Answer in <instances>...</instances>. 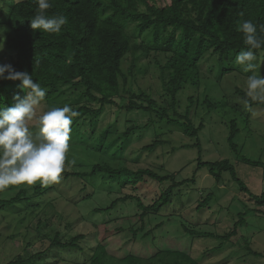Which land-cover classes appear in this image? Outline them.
<instances>
[{
	"label": "trees",
	"instance_id": "16d2710c",
	"mask_svg": "<svg viewBox=\"0 0 264 264\" xmlns=\"http://www.w3.org/2000/svg\"><path fill=\"white\" fill-rule=\"evenodd\" d=\"M49 2L51 7L46 10V15L51 17L59 14L67 17V23L60 33L49 34L39 30L34 32L30 28L29 20L36 14L34 0L3 1L0 7V27L6 29V39L3 51H0V65H11L15 71L32 74L34 81L46 89L47 95L39 107L40 114L50 107H62L64 104H69L78 113L73 118L70 138L75 140L73 146L79 149V153L95 158V162L74 166L65 161L61 178L64 182H81V191L86 193L81 201L93 198L94 185L90 181L100 177L110 185V193H118L120 196L110 200L108 205L94 209V214L109 215L128 202H133L139 213L129 218L128 227H111L105 223L96 226V230L90 234L79 233L68 239L56 230L55 235L50 238L49 246L36 254H28L27 261L34 262L38 258H45L48 252L56 250L60 253L85 252L84 261L78 262L76 259V264H203L192 257L190 250L181 251L174 247L158 249L149 243L166 223L161 222L149 228L150 216L159 215L164 208L179 200L183 187L196 184V174L178 181L176 172L161 174L152 168L134 169L130 164L139 163L144 153L154 154L158 149L170 146L171 142L166 139L167 134L176 129L195 139L193 144L181 146L180 149L197 150V171L208 168L217 183L222 182L224 173H230L240 192L251 196L250 199L258 207L255 211L258 212L259 208L264 207V193L259 196L252 195L238 177L230 160L206 162L202 159L203 147L199 135L205 128V122L200 119L197 125L192 116H201L199 108L212 112L218 104L207 95L203 99L189 96L185 108L179 100L180 93L186 87L200 89L203 80L207 78L202 71L203 63L207 65L212 61L227 62L217 75L220 81L236 71V67L232 65L236 55L241 50H247L243 43V34L237 31V24L242 20H252L257 24L258 35H264L260 32V26L264 25V0ZM139 39L142 40L141 43H138ZM255 51V63L258 65L255 71H258L259 61L264 57L261 56L264 48ZM128 57L131 59L130 65L124 69ZM143 57L150 60L149 67L155 66L161 81L160 103L148 90L133 88L132 83H137L136 73L148 74L149 67L144 68L139 63ZM261 71L260 75H264V67ZM241 74L247 78L252 73ZM20 83L0 79V108L12 106L16 96L23 98L26 95ZM235 89L242 101L246 99L245 87L236 86ZM249 105L237 106L238 111L240 108L245 109L246 115L243 117L246 128L251 126V109L257 106L264 110V104L249 101ZM109 108H117L120 112H117L113 123L100 131L99 124ZM132 113H137L138 116L132 118ZM142 115L148 116L147 124L140 123ZM228 125V144L233 151L238 152L239 146L235 142L240 134L238 123L231 120ZM30 129L37 131L35 125ZM150 131L154 132L153 140L138 150L133 149L132 139L136 137L141 141L145 133ZM176 150L177 148L172 147L171 153ZM242 159L249 164H257L246 157ZM160 169L165 170V166ZM152 184L158 185V191L149 203L139 191H151L154 188ZM89 188L92 191L87 193ZM51 191H56L55 184L23 185L15 196L0 197V210L16 208ZM212 199L211 193L202 197L197 209H205ZM47 206L54 209L52 202ZM239 215V220L232 229L223 235L201 231L196 225L184 220L180 222L181 232L194 240L205 237L221 240L218 248L205 253L211 255L216 249H222L221 246L238 237L239 229L246 222L245 214ZM171 218L172 215L169 216V222ZM42 222L39 220L40 224ZM125 232L134 243H149L147 247L150 246V254L141 256L129 253L123 257L112 255L107 240ZM91 238L97 240L93 246L89 244ZM243 240L247 254L263 255L252 249L248 238ZM31 246L32 243L29 242L27 250ZM22 263V260H18L9 264Z\"/></svg>",
	"mask_w": 264,
	"mask_h": 264
},
{
	"label": "rangeland",
	"instance_id": "374dc122",
	"mask_svg": "<svg viewBox=\"0 0 264 264\" xmlns=\"http://www.w3.org/2000/svg\"><path fill=\"white\" fill-rule=\"evenodd\" d=\"M3 1L0 0V7L3 5ZM137 41L141 43L142 40ZM261 56H264V54ZM130 60V57H128L124 63V69L129 67ZM139 63L146 68V66L149 67L150 60L143 57ZM228 64L231 65V63ZM259 64L260 69L256 71V74L260 75L264 67V57L259 61ZM226 65L227 62L217 63L212 61L207 65L203 63L204 70L202 69V71L205 72L207 78L203 80L200 89L191 86L186 87L180 93L179 100L185 108L189 96L194 95L198 99H203L207 95L218 104L212 112L199 108L201 116L195 117L194 114L192 116L197 125L200 123V119L205 122V128L199 135L203 147L202 159L206 162L230 160L237 171L238 177L249 188L251 194L259 196L264 193V110L254 106L251 109V126L246 128L243 117L246 115L245 109L240 108L239 111L237 110L239 108L237 106L245 105L236 93L235 87L246 88L245 81L247 78L241 74L243 71L234 63L232 65L236 67V71L226 75L220 81L217 75ZM136 79L137 83H132L134 90L138 88L148 90L159 103L162 101L161 81L155 66L149 67L148 74L139 75L136 73ZM39 107L41 105L37 108V116L40 115L41 111ZM117 112H120L117 108L107 109L105 117L99 124L100 131L115 121ZM130 115H134L132 118L138 116L137 113ZM142 117V120H139L140 123L147 124L148 116L142 115ZM231 120H236L240 129V134L235 140L239 146L238 152L233 151L227 141L229 136L228 123ZM34 125L35 119L30 122L29 127L31 128ZM30 131L32 130L30 129ZM153 133V131L145 133V137L141 141H138L140 138L134 137L132 139V141L134 140L133 149L138 150L150 143L154 138ZM166 139L171 142L170 146L160 148L154 154L144 153L139 163H131L130 166L134 169L152 168L161 174L176 172L178 181L191 178L195 174L197 177L196 184L181 189V199L179 198V200L164 208L159 215L150 216L149 221L151 224L148 226L149 228H153L158 223L166 222L165 226L155 233L154 240L149 242L151 246L158 249L174 247L181 251L190 250L192 257L203 264H264V207L259 208V211L256 212L255 209H258V207L250 199L251 196L240 192L238 184L230 173H224L222 182L217 183L210 175L208 168L197 171V150L191 148L180 149L181 146L193 144L195 139L183 135L176 129L167 134ZM73 141L75 140L72 137L69 138V148L65 160L67 163L80 166V164L95 162V158L87 157L85 153H79V149L73 146ZM172 147L177 148V150L171 153ZM243 157L257 162V164H249L243 161ZM161 166H165V170L160 169ZM90 182L91 185H94L93 198L87 201H81L82 197L86 195L85 192L81 191L83 188L81 182L77 183L72 180L71 182H64L61 178L59 182L54 183L56 191H51L49 194L36 198L29 203L25 202L16 208L0 210V264H9L18 260H22V264H76V259H78V262L84 261L86 258L85 252L61 251L60 253L51 250L45 258H38L34 262L27 261V257L30 253L36 254L47 248L50 244V238L55 235L56 230H59L68 239L79 233L90 234V232L96 230V226L105 223H108L111 227L118 225L128 227L129 218L139 213L136 205L133 202H128L117 207L109 215L106 213L94 214V209L99 208L101 205H108L110 200L120 195L114 192L113 194L110 193V185L100 177ZM113 184L115 183L113 182ZM152 186L154 188H151L149 192V189L139 191L143 198H147L149 203L152 202L158 191L157 184H152ZM22 187L23 185L9 186L7 189L0 191V197H13ZM91 191L92 189L89 188L87 193ZM210 193L213 195L210 204L205 209L198 210L196 206L199 200ZM50 202L54 204V209L47 206ZM74 203H77V205ZM241 213L245 214L246 222L239 229L238 237L221 246L222 249H216L211 255L205 253L208 250L218 248L221 245V240L208 237L194 240L186 237L181 232L180 222L184 220L196 225L201 231L223 235L232 229L234 223L239 220V214ZM170 215H172V218L169 222ZM39 220L43 222L40 224ZM44 220H47V222ZM131 223H133V220ZM243 238H248L252 249L263 255L247 254L244 250ZM29 242L32 243V246L27 250ZM95 243H97V240L91 238L89 244L93 246ZM149 243L143 241L134 243L127 232L107 240L110 253L117 257H123L129 253L148 256L150 254V246L147 247ZM58 260H61V262L57 263Z\"/></svg>",
	"mask_w": 264,
	"mask_h": 264
},
{
	"label": "clouds",
	"instance_id": "9594fccd",
	"mask_svg": "<svg viewBox=\"0 0 264 264\" xmlns=\"http://www.w3.org/2000/svg\"><path fill=\"white\" fill-rule=\"evenodd\" d=\"M36 14L29 20L30 28L56 34L67 23L63 15L48 16L51 7L49 0H34ZM5 28L0 27V51L5 46ZM237 31L243 34L247 50H241L235 64L244 73H252L245 81L246 99L242 103L249 107V101L264 104V75H257L258 67L255 50L264 48V35H258L257 24L252 20H242ZM264 33V25L260 26ZM7 73V75H5ZM0 79L20 81L26 95L14 97L10 107L0 108V191L9 186L34 185L47 186L59 182L64 171L68 141L72 131L73 118L78 113L69 105L50 107L37 116V108L45 99L47 92L40 83L34 81L32 74L18 72L11 65H0ZM35 119L37 131H30L29 124Z\"/></svg>",
	"mask_w": 264,
	"mask_h": 264
}]
</instances>
